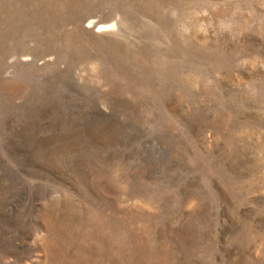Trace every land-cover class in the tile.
Instances as JSON below:
<instances>
[{
	"label": "rangeland",
	"instance_id": "1",
	"mask_svg": "<svg viewBox=\"0 0 264 264\" xmlns=\"http://www.w3.org/2000/svg\"><path fill=\"white\" fill-rule=\"evenodd\" d=\"M0 264H264V0H0Z\"/></svg>",
	"mask_w": 264,
	"mask_h": 264
},
{
	"label": "bare ground",
	"instance_id": "2",
	"mask_svg": "<svg viewBox=\"0 0 264 264\" xmlns=\"http://www.w3.org/2000/svg\"><path fill=\"white\" fill-rule=\"evenodd\" d=\"M88 24H89V26L97 27V28L100 26V24H98V22H96V20H94V19H89Z\"/></svg>",
	"mask_w": 264,
	"mask_h": 264
}]
</instances>
